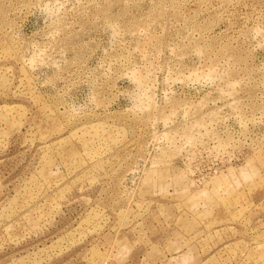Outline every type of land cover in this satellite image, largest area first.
<instances>
[{"label":"rangeland","instance_id":"1","mask_svg":"<svg viewBox=\"0 0 264 264\" xmlns=\"http://www.w3.org/2000/svg\"><path fill=\"white\" fill-rule=\"evenodd\" d=\"M0 264H264V0H0Z\"/></svg>","mask_w":264,"mask_h":264}]
</instances>
